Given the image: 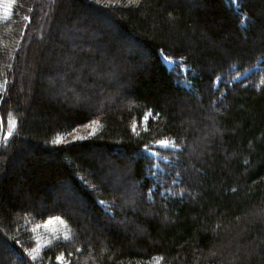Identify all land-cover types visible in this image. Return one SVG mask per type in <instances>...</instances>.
<instances>
[{
    "label": "trees",
    "instance_id": "obj_1",
    "mask_svg": "<svg viewBox=\"0 0 264 264\" xmlns=\"http://www.w3.org/2000/svg\"><path fill=\"white\" fill-rule=\"evenodd\" d=\"M11 1L0 17V264H264V70L224 81L264 66V0H67V15L65 0ZM162 54L190 66L191 88ZM81 96L94 107L61 101ZM167 138L183 150H162L179 160L156 184L145 145ZM113 176L141 184L129 192ZM171 188L189 194L161 199ZM54 218L68 237L35 253Z\"/></svg>",
    "mask_w": 264,
    "mask_h": 264
},
{
    "label": "rangeland",
    "instance_id": "obj_2",
    "mask_svg": "<svg viewBox=\"0 0 264 264\" xmlns=\"http://www.w3.org/2000/svg\"><path fill=\"white\" fill-rule=\"evenodd\" d=\"M14 2H12L11 0H0V17H3V16H8L9 14H11V11H12V6H13ZM65 13L66 15L68 14V12L71 10L70 6H69V3L67 2V0H65ZM63 6V8H64ZM69 10L68 12L66 10ZM85 10L82 9V11H80L79 13L82 14ZM78 12L77 13H73V15L71 17H69V21H73V23L76 22V17L77 15L79 14ZM53 18H51L52 20ZM50 21V20H49ZM247 33L245 32V35ZM43 39H40V42H43V43H46L48 44V39L46 40V38L42 37ZM49 42H52L54 43L55 46L57 47H62L63 46V42L60 41V38L57 37L56 40H50ZM219 44V43H217ZM34 48H36V46L34 45ZM140 50L139 47L137 46H133L131 51L135 52L136 50ZM32 49V48H31ZM32 55H33V60H35V57L36 59L38 58L37 56V52H36V49H34V51L32 52ZM140 55H143L144 58L148 59L149 57L145 56V54L143 53V51H139V56ZM32 57V56H31ZM170 58V59H169ZM58 59V58H57ZM162 59L163 61L165 62V64L168 66V68L170 70H175L176 71V74H177V79L181 81V84L183 86H185L186 88H191V79L189 77V73L192 72L190 70H192L190 68V66H188V64H186V62L184 61V59L182 58H174V57H170V56H166L165 54H162ZM30 60V56L28 57V61ZM39 60H43L41 59V57L39 58ZM31 61V60H30ZM146 62V61H145ZM34 61L32 62V68L30 69V71H34L35 72V67H34ZM136 65H141L140 63L139 64H136ZM36 66V65H35ZM119 70L122 71L123 67L121 65L118 66ZM212 69H209L208 71H211ZM259 70H264V66L261 65V64H255L253 66H251L250 68H247L245 70H243L242 72H238V73H234L233 75H231L230 77H226L225 78V82H227V84H230V82H240L244 79H249L250 76L252 73L254 72H257ZM179 75H184L183 78H179ZM57 77V75H56ZM217 83H218V80H217ZM2 88V83L0 82V89ZM195 89L193 88L190 92V95L194 96V97H197L198 96V93L197 92H194ZM220 97H218V100H220ZM56 98H58V100L60 99L58 96H56ZM70 99H72V97L70 98H66L65 100H61L63 101L64 103H67L69 106H74L76 105V103H82V102H85V104H83L85 107H89V108H92L94 107V105H90V101L91 99L88 97V96H81L79 98H77V102L75 101H70ZM182 103L183 104H187L185 100L187 99H184L182 98ZM198 100H199V97H198ZM218 100H215L214 101V104L212 105V108L215 110L217 109V102ZM94 103V101H91ZM164 104L168 107L170 106L169 104H171V101L169 98H167L164 102ZM116 105V104H115ZM117 106V105H116ZM88 108V109H89ZM29 120H31L32 118L31 117H28ZM89 131L87 129V126L82 130V131H77L74 135H69L67 133H62L60 134L56 140L57 141H68V140H72V139H75V138H79L84 132H87ZM161 140H164V139H161ZM167 140L170 141V143L168 145H162L160 143H153L151 147H148V148H145L146 152L151 156L152 160L154 161L155 163V167H149L147 166L146 168V177H151L152 179H154L155 183L156 181L161 177V174H164L165 172L170 175V172L169 171H166L168 169V165L171 164V157L174 156V155H168L167 157L165 155H163L162 153V150H166V149H172V150H177L176 148V144L173 140L171 139H168ZM195 149V147H193ZM126 154H124V152H122L121 154H119V157L122 158V156L124 157ZM179 157H176V160L172 163V166L174 168H176L177 166V163H178V160L177 159ZM113 161V160H112ZM129 160H127L128 162ZM167 162H170L169 164H167V166L165 167V163ZM125 162V161H124ZM124 164V163H123ZM127 164V163H126ZM116 164H111L110 166H115ZM126 167V166H125ZM190 167V166H189ZM161 168H164V169H161ZM191 168H193V166H191ZM184 169V168H183ZM125 170V169H124ZM153 170H155L153 172ZM192 171V169H191ZM182 174L181 173H177L175 174V178L173 181H171V187L173 186H176V185H179V182L177 181V179H180V176ZM111 178V177H110ZM112 179V178H111ZM113 179L118 181L119 184H121L122 182V186L125 185L127 191L129 192H134L136 193L137 189H138V184L140 185V183H137V181H133L131 182L130 180L127 179V177H119V176H113ZM157 179V180H155ZM115 182V181H114ZM158 183V182H157ZM156 183V184H157ZM174 188V187H173ZM166 189V190H163L161 191V193H159L160 195V198L163 199V200H166V198L168 196H171V197H176V195L178 197H184L186 195L189 194V191L188 189L186 188H179L181 189L182 191L180 190H175V189ZM129 189V190H128ZM128 192V193H129ZM152 194L155 193V190L153 189L151 191ZM176 193V195H175ZM55 195V201L56 202H60L62 204H64V199H61V197L58 195V194H54ZM133 196V195H132ZM130 199V198H128ZM77 203H73V206L76 208V207H79L81 209V203L76 201ZM103 204L107 207V208H110V206L103 201ZM69 205V204H68ZM71 205V204H70ZM131 205H134V203H132L131 199L130 200H125V202L121 201V203L117 204V208L118 210L122 209V207H131ZM122 213V212H121ZM64 223L60 220H58L57 218H54L52 220H48L46 221L43 225H42V228L39 229V235L36 237V240H37V245L33 248L32 251H34L35 253H39L41 250H43L46 245H49L50 242L54 239H57V238H67L68 235H69V231L63 226ZM231 246H233L231 244ZM226 247H229V244H226L224 246V248L222 247H219V249H223L224 251L226 250L225 248ZM9 251H11L12 249L10 247H7ZM13 252V251H12ZM14 253V252H13ZM16 255V254H14ZM63 256V260H60V262H67V258L65 257L64 254H60L59 256ZM33 256V255H32ZM19 264H21V260L19 259L18 260Z\"/></svg>",
    "mask_w": 264,
    "mask_h": 264
},
{
    "label": "bare ground",
    "instance_id": "obj_3",
    "mask_svg": "<svg viewBox=\"0 0 264 264\" xmlns=\"http://www.w3.org/2000/svg\"><path fill=\"white\" fill-rule=\"evenodd\" d=\"M178 145V146H177ZM176 148H177V150H183V147L182 146H180L179 144H176ZM176 157H179L178 155H174V157H171V160L172 161H175V159H176ZM175 169V168H174ZM177 173H180V171L179 170H175L174 171V173H173V175H172V178H171V181H173L174 180V178H175V174H177ZM179 179H177V181H178ZM104 202H106L109 206H110V208H112L113 207V204L112 203H110V202H108V201H104Z\"/></svg>",
    "mask_w": 264,
    "mask_h": 264
},
{
    "label": "snow or ice",
    "instance_id": "obj_4",
    "mask_svg": "<svg viewBox=\"0 0 264 264\" xmlns=\"http://www.w3.org/2000/svg\"><path fill=\"white\" fill-rule=\"evenodd\" d=\"M29 19H30V18H29ZM169 59H170V58H169ZM8 135H11V131L8 132ZM156 142H157V143H160V144H162V145H168V144L170 143V141L167 140V139L159 140V141H156ZM177 146H178V145H177ZM147 147H148V145H145V148H147ZM32 258H33V259H36L35 256H33ZM57 259L63 260V256H62V255H61V256H58Z\"/></svg>",
    "mask_w": 264,
    "mask_h": 264
}]
</instances>
